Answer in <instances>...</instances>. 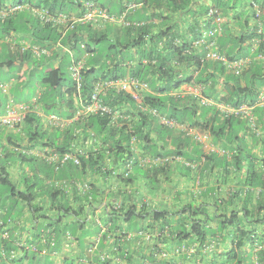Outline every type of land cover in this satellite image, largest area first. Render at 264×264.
<instances>
[{
    "label": "crops",
    "instance_id": "0c3cea01",
    "mask_svg": "<svg viewBox=\"0 0 264 264\" xmlns=\"http://www.w3.org/2000/svg\"><path fill=\"white\" fill-rule=\"evenodd\" d=\"M20 1L22 6L17 12L10 14V23L2 22L4 18H0V55L5 56L14 50H27L39 57L40 54H49L52 49H57L58 42H43L46 49L34 45L32 33L39 35L46 32L42 21L38 22L37 18L40 7L29 3L38 0H0V7L5 8ZM141 1L102 0L104 4L115 3L126 7L122 12L123 18L114 23L128 24L125 16L135 8L139 11L146 7L143 20H147L152 13L164 16L168 14L162 5H141ZM64 13L78 15L79 12L73 13L71 10ZM111 14L120 15L115 12ZM176 18L178 14L174 12L168 15V19L160 16V19L154 20L158 25L156 30L159 26L162 28V25L173 23ZM129 19L133 23L135 15L131 18L129 16ZM189 23L186 17L181 28L175 27L174 31L178 36L180 34V38H189ZM58 27L62 34L69 28L64 22H60ZM233 28L234 31H240L238 25ZM210 37L203 32L194 43L203 56L209 50L221 52ZM177 43L182 41L177 40ZM257 44L258 40L252 39L250 46L242 44L239 53L236 47L234 56L228 57L222 52L229 59L243 60L241 73H264V54L253 53ZM1 60L2 57L0 62ZM204 61L222 66L221 74H215V80L219 81L216 92L219 96L225 94L222 83H226V87L231 89L232 84L226 79L234 73L232 68L220 61ZM15 65L21 67L19 80H23L21 73L29 67V63L17 61ZM192 70L196 73L198 69L194 70L192 67L187 72ZM0 71L7 72L8 68L0 67ZM208 72L213 70L209 69ZM152 75L150 74V78ZM241 76L239 82L243 86L246 78ZM254 80L261 85L257 89L256 102L249 105L245 112L238 109L232 111V107L222 104L217 98L203 96L199 85L183 84L177 89H171L169 94L183 100L196 98L199 109L194 119H205L207 126L218 123V119L213 118L220 119L233 112L245 117L248 121L244 135L246 145L257 158L258 165L263 168L260 161L264 157V75ZM14 81L3 82L7 90L0 88V103L4 94L6 95V103L0 106V112L7 103L25 109V112H39L34 103L25 105L13 101L10 89L14 84L9 83ZM139 91L158 95L147 85L131 90L130 93L135 98ZM138 110L144 114L150 112L154 119L144 125L146 139L138 144L134 138L129 140L130 152L122 158L107 156L103 162L96 164H93V158L88 169L68 173L64 171L63 178H42L37 185L30 166H21L19 163L7 166L10 179L15 184V192L30 191L33 197L23 201L0 186L2 196L5 195L4 199L0 196V264H223L229 252L235 253L236 258L241 260L240 264H260L259 255L264 254V224L254 220L262 217V214L244 217L243 206L246 204V191L251 193L253 205L260 197H264V189L250 188L243 184V170H237L233 166L235 142L230 144L214 138L209 129L190 125L187 121L177 122L143 105ZM52 122L66 123L57 117ZM5 128L10 133H20V127ZM163 130L167 131L166 136ZM93 142L80 141L75 147L79 151L75 152L87 156L86 152L97 150V145L94 146ZM20 144L26 154L39 159L45 158L52 166L60 157L58 153L40 144L26 149L29 143L23 137ZM45 150L48 152L45 153ZM159 154L163 157L157 156ZM1 157L0 154V163ZM163 163H168L165 171L171 174L167 176L158 173L155 176L156 183L151 175L152 168ZM179 167H185L186 172L183 173ZM37 176L41 177V174L38 173ZM187 205L196 207L205 214L200 216L202 225L207 229L202 240H198L194 233L186 236L181 233L189 231L190 221L183 214L175 213ZM67 207L74 212H66ZM231 224L245 225V228L253 230L248 238H243L239 247L234 241L236 232Z\"/></svg>",
    "mask_w": 264,
    "mask_h": 264
},
{
    "label": "trees",
    "instance_id": "16d2710c",
    "mask_svg": "<svg viewBox=\"0 0 264 264\" xmlns=\"http://www.w3.org/2000/svg\"><path fill=\"white\" fill-rule=\"evenodd\" d=\"M85 1L92 2L94 6L109 13L119 14L126 10V7L115 3L104 4L102 0H82L81 3L78 0H76L77 3L75 0L28 2L35 7H43L51 13L72 10L73 13L78 11L79 15L85 9L82 5ZM207 1L203 3L196 0H142L141 5L153 3L158 7L162 5L168 14L164 16L160 13L157 15L152 13L147 20H143L146 7L139 11L135 8L130 14L129 12L128 15L126 14L125 17L128 20L126 25L114 22L112 24L104 22L102 25H97L93 21L83 22L74 24L63 34L58 30V24L42 22L46 32L39 35L32 33L34 45L46 49L47 46H43V42L48 41L51 44L58 42L57 49H52L49 54H40L39 57L33 56L27 50H14L5 54L6 57L2 58L0 67H7L8 71L1 72V83L17 80L19 84L16 83L14 86L20 85L21 90L33 89V96L28 101L21 98L20 103L25 105L34 103L39 112H26L22 123L11 127L15 129L20 127L19 134L13 131L10 133L4 126L0 127V154L3 160L0 163V186L7 188L10 195H17L20 200L28 201L33 197V193L20 190L15 192V184L7 171L9 164L19 163L21 166H30V169L34 171L35 185H37L41 183L42 178H63L64 171L68 173L88 169L93 158V164H96L103 162L107 156H115L119 159L125 154L128 155L130 152L128 141L134 138L137 144L143 142L146 139L144 125L153 122L154 119L150 112L144 114L138 110V107L143 105L177 122L187 121L190 125L209 129L214 138H220L230 144L235 142L232 155L233 166L237 170H243V184L250 188L264 189V157L260 161L263 167L261 168L257 158L246 145L244 135L248 127L247 119L233 112L220 119L213 118V120L218 119V123L207 126L205 119L203 121L194 119L199 109L196 98L183 100L169 94L171 89L189 84L201 86L203 96L217 98L222 104L233 108L245 104L251 106L256 102L257 89L261 83H257L254 79L262 78L264 73L242 72L237 75L232 72L233 74L226 79L231 82V89H228L223 82L226 93L219 96L216 92L219 81L215 80V74H221L220 71L223 68L218 63L204 61L203 54L194 43L203 32L216 27L215 18L219 17L220 31L209 38L214 39L217 49L223 51L228 57L234 56L236 47L239 53L242 44L246 43L250 46L251 40L256 39L258 44L253 53L264 54V0ZM201 8L202 10L199 11ZM173 12L178 14L176 21L166 24L167 26L162 25V28L159 26L156 30L158 25L154 23V20L160 19V16L168 19V15ZM10 14L4 17L2 22L10 23ZM133 14L134 22L137 24L129 19V16L131 18ZM186 17L191 23L187 28L190 35L187 40L180 38V34L178 36L174 31L175 27L181 28ZM37 18H39L38 22H41L40 17L37 16ZM234 25H238L240 31H234ZM177 40H181L182 43H177ZM245 53L249 54L248 51ZM17 61L29 63V67L21 73L24 76L23 80H19L21 67L17 66L18 69L12 67ZM192 67L194 70L198 69L196 73L193 70L187 72V69ZM209 69L213 72H208ZM150 74H153L152 78ZM240 76L246 78L243 86L239 82ZM128 78L144 83L158 95L142 91L139 94L140 102H138L130 91L124 90L118 84ZM5 98L4 94L0 106L6 103ZM94 104L108 107L110 113L87 109ZM55 117L65 121L66 125L53 123L52 119ZM22 137L29 143L26 149L40 144L58 153L59 156L64 153L75 155L78 163H75L73 158L59 163L57 158L52 166L46 162L45 158L39 159L26 154L20 144ZM85 140H92L94 146L97 145L96 151L86 152L87 156L75 152L79 151L75 148L76 145ZM46 151L44 152L47 153ZM13 156L17 158L16 161ZM157 156L163 157L162 154ZM168 166V163H163L152 168L151 175L156 183L155 176L158 173L167 175L165 169ZM38 173L41 177L37 176ZM245 195L244 217L261 213L262 217H256L254 222L264 224V197H260L255 204L251 205V193L246 191ZM65 211L74 212L69 207L65 208ZM175 214H183L190 221L189 231H181V233L185 236L194 233L198 240L204 238L207 229L202 225L203 220L200 216L205 215L202 210L187 205ZM231 225L236 232L234 241L239 247L243 238H248L253 230L245 228V225ZM259 260L260 264H264V254L259 255ZM240 263L241 260L231 252L227 254L223 262V264Z\"/></svg>",
    "mask_w": 264,
    "mask_h": 264
},
{
    "label": "built area",
    "instance_id": "2783aa9c",
    "mask_svg": "<svg viewBox=\"0 0 264 264\" xmlns=\"http://www.w3.org/2000/svg\"><path fill=\"white\" fill-rule=\"evenodd\" d=\"M82 0H78L81 3ZM76 2V0H75ZM77 3V2H76ZM82 5L85 7L84 11L81 12L79 15L64 13L61 11L56 12H49L47 9L40 7L37 10L38 16L42 22H51L55 24H59L60 22H64L67 24V27H72L74 24L83 23V22H92L94 20H101L104 22H116L119 19L123 18L124 13H120V15H114L109 12L103 11L101 8L94 6L92 2L85 1L82 2ZM21 4L15 3L11 6H7L5 8L0 7V18L7 17L10 13L15 12L21 8ZM221 20L219 17L215 18L216 27L212 30L205 32L207 35H214L220 31V24ZM203 59L205 60H214L220 61L223 65L232 68L234 74L239 75L242 70L243 60L242 59H229L223 52L209 50L207 51ZM124 90L131 91L137 90L140 88H144L145 84L139 83L137 80L134 79H124L118 83ZM0 88L3 90H7V86L4 83H0ZM249 105H241L238 108H231L232 111L234 110H243L244 112L248 110ZM90 110H98L102 113L108 114L110 113V109L106 106H100L94 104L93 106L89 107ZM25 109L17 108L11 103H7L4 112L0 113V126L4 127H14L15 125H19L22 123L24 116H25ZM69 158H73L75 163H78V159L72 157L69 153H64L59 157V163L66 162Z\"/></svg>",
    "mask_w": 264,
    "mask_h": 264
},
{
    "label": "rangeland",
    "instance_id": "374dc122",
    "mask_svg": "<svg viewBox=\"0 0 264 264\" xmlns=\"http://www.w3.org/2000/svg\"><path fill=\"white\" fill-rule=\"evenodd\" d=\"M201 10H202V8L199 9V11H201ZM93 22L95 24L97 23V25L98 24L102 25V23H103V21L101 22V20H94ZM1 57L5 58L6 56L4 57L3 55H0V59H1ZM12 67H13V69H18L16 65H13ZM0 74H1V71H0ZM17 82L18 81L15 80L14 82H11L9 84H16ZM18 84H19V82H18ZM19 86L16 87V86L13 85V87L10 89V96L12 97L14 102H20L21 98H23L24 100L28 101L33 96V89H22L21 90ZM140 93H141V91L138 92V95H135V99L138 102H140V99H141V97L139 95ZM163 132L165 133V136H166V132L167 131L163 130ZM13 159L15 161L17 160V158L15 156H13ZM179 168H180L179 170H182L183 173L186 172V168L185 167H179ZM170 174H171V172H167V176H169ZM0 196H2L1 192H0ZM4 197H5V195L2 196L3 199H4Z\"/></svg>",
    "mask_w": 264,
    "mask_h": 264
}]
</instances>
